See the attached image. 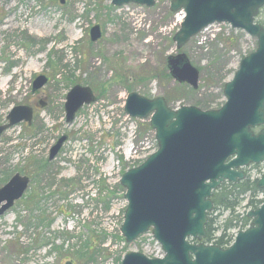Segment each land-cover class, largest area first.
<instances>
[{
    "label": "rangeland",
    "instance_id": "obj_1",
    "mask_svg": "<svg viewBox=\"0 0 264 264\" xmlns=\"http://www.w3.org/2000/svg\"><path fill=\"white\" fill-rule=\"evenodd\" d=\"M170 4L0 0V124L15 106L35 109L31 125L21 122L0 137V188L16 173L31 178L0 217V264H122L133 251L164 255L151 231L130 243L121 233L128 202L120 179L158 148L150 117L129 116L126 99L137 92L164 96L172 108L218 109L226 102L225 83L258 46L246 31L215 23L178 50L173 37L181 22ZM257 21L264 23V8ZM96 24L103 34L92 41ZM180 52L200 70L197 89L170 74L167 59ZM39 75L49 82L33 93ZM77 84L98 100L68 123L66 96ZM63 135L68 140L50 161ZM261 168L248 170L250 178ZM250 195L236 213L253 209Z\"/></svg>",
    "mask_w": 264,
    "mask_h": 264
},
{
    "label": "water",
    "instance_id": "obj_2",
    "mask_svg": "<svg viewBox=\"0 0 264 264\" xmlns=\"http://www.w3.org/2000/svg\"><path fill=\"white\" fill-rule=\"evenodd\" d=\"M112 3L151 7L156 0ZM263 6L264 0L171 1L172 12L184 10L186 14L173 37L178 50L215 23H229L246 31L257 38L258 46L242 59L233 79L226 82V102L218 109L186 105L175 109L164 96L150 99L137 92L128 95L126 113L133 118L150 117L158 149L121 177L128 202L121 233L130 243L153 227L152 234L164 255L151 258L133 251L124 256L122 264H264V203L248 212L250 226L238 232L230 247L203 242L209 212L214 209V192L224 182L245 179L244 167L264 162V26L256 21ZM102 34L99 24L90 30L92 41ZM167 61L176 81L199 87L200 70L186 53L171 55ZM48 81V76L39 75L33 82V92ZM97 100L90 87L74 85L66 96V121L72 123L84 105ZM46 104L41 102L42 107ZM33 118L32 107H13L7 123L0 125V137L23 121L31 125ZM67 140L68 135H63L51 147L50 161ZM30 182V177L16 173L0 188V217L23 197ZM257 186L264 189V175Z\"/></svg>",
    "mask_w": 264,
    "mask_h": 264
},
{
    "label": "trees",
    "instance_id": "obj_3",
    "mask_svg": "<svg viewBox=\"0 0 264 264\" xmlns=\"http://www.w3.org/2000/svg\"><path fill=\"white\" fill-rule=\"evenodd\" d=\"M262 24L264 25V23ZM260 192H264V190L258 188L256 181H252L250 178L238 183H224L214 193L215 206L214 210L209 213L206 227L208 234L204 241L208 243L215 232L221 229L222 232L218 237L217 244L226 247L228 232L238 227L245 228L251 221L246 213H236V209L246 199L247 194H251L247 205L258 208L264 202V199L257 198ZM226 211L229 212L228 216H224Z\"/></svg>",
    "mask_w": 264,
    "mask_h": 264
},
{
    "label": "bare ground",
    "instance_id": "obj_4",
    "mask_svg": "<svg viewBox=\"0 0 264 264\" xmlns=\"http://www.w3.org/2000/svg\"><path fill=\"white\" fill-rule=\"evenodd\" d=\"M260 13H261V11L259 12L257 18L259 17ZM256 21H257V19H256ZM257 22H259V21H257ZM259 23H260V22H259ZM260 24H262V23H260ZM262 25H263V24H262ZM263 26H264V25H263ZM202 31H203V30H202ZM202 31H201V32H202ZM190 61H191V60H190ZM167 64H168V61H167ZM232 79H233V78H232ZM232 79H231V80H232ZM225 84H226V83H225Z\"/></svg>",
    "mask_w": 264,
    "mask_h": 264
},
{
    "label": "flooded vegetation",
    "instance_id": "obj_5",
    "mask_svg": "<svg viewBox=\"0 0 264 264\" xmlns=\"http://www.w3.org/2000/svg\"><path fill=\"white\" fill-rule=\"evenodd\" d=\"M32 90H33V88H32ZM37 92V91H36ZM36 92H33V93H36ZM33 108V107H32ZM33 110H34V114H35V109L33 108ZM7 122V121H6ZM5 122V123H6ZM5 123H3V124H5ZM0 125H2V124H0Z\"/></svg>",
    "mask_w": 264,
    "mask_h": 264
}]
</instances>
